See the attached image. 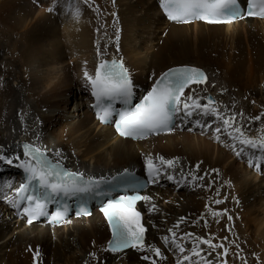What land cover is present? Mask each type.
Returning <instances> with one entry per match:
<instances>
[{
	"label": "bare ground",
	"instance_id": "obj_1",
	"mask_svg": "<svg viewBox=\"0 0 264 264\" xmlns=\"http://www.w3.org/2000/svg\"><path fill=\"white\" fill-rule=\"evenodd\" d=\"M117 54L142 88L170 66L206 67L209 81L196 93L217 94L223 117L236 114L248 135H260L264 118H249L264 112V20L167 22L156 0H0L3 155L17 163L22 140L34 141L72 165L101 175L143 166L157 155L175 159L177 170L189 179L204 176L198 181L203 186L186 184L178 193L149 190L155 206L149 218L156 228L150 230L148 242H158L159 234L171 235V229L179 236L193 234L184 254L191 253L196 237H211L229 249L224 258L217 256L222 248L213 251L198 244L197 251L204 250L211 264H264V176L252 171L249 159L235 156L224 127L219 133L213 127L195 133L176 129L133 142L96 123L81 86L84 71L92 74L98 61ZM6 169L7 180L16 181L15 164ZM8 181L0 182L3 198L9 197ZM217 199L223 203H214ZM225 209L223 215L211 214ZM11 215L0 200V264H150L137 249L121 254L105 250L109 234L98 213L55 231L39 223L26 227Z\"/></svg>",
	"mask_w": 264,
	"mask_h": 264
},
{
	"label": "snow or ice",
	"instance_id": "obj_2",
	"mask_svg": "<svg viewBox=\"0 0 264 264\" xmlns=\"http://www.w3.org/2000/svg\"><path fill=\"white\" fill-rule=\"evenodd\" d=\"M84 2L88 3V0H84ZM246 5L248 16L264 18V0H246ZM161 6L170 20L182 23L191 22L195 19L208 23H228L240 18L245 11L240 0H161ZM48 11H53V8H49ZM80 14L79 7H76L74 15L78 17ZM84 79L87 85L90 86L91 94L95 98L96 104L94 106L99 110V119L102 122H109L115 114L118 117L116 127L122 136L142 139L162 131H171L181 112L184 113L185 117H192L194 112L198 111L202 116H212L215 119L222 120L225 131L231 129V131H228V136L233 141L239 142L241 146L236 153L238 156L250 152L249 162L256 167L259 165L255 161H264V123L261 124L259 129L260 135L253 137L247 134L243 125L237 124L236 114L224 118L215 105L213 98L208 97L207 103L203 105L200 103V98L191 95L181 99L185 89L191 84L206 82L207 76L199 68L182 66L162 73L154 82L151 90L143 96L138 104H132L133 82L122 60L112 59L108 61L101 59L94 75L89 74L85 69ZM117 101L126 107L122 110L117 109L115 107ZM239 115L242 116L243 114ZM262 118H264V112L255 117H250L249 120L261 121ZM196 123L200 124V120H196ZM215 131L219 133L221 128L217 127ZM233 147H235V144H233ZM23 149L25 156L29 159L21 161L19 167L24 168L29 173L28 180L30 182L35 181L42 192L40 196L28 197L29 200L34 201V206L24 209L29 217V224L32 223L33 219L41 215H47L45 209L48 200H54L60 195L75 196L79 193L94 192L100 188L102 183H108L103 178L101 180L93 178L85 180L83 173L65 169L59 161L53 162L38 147L24 144ZM16 158L18 159V157ZM0 161L8 164L12 163V159L3 155L2 149H0ZM159 161L161 165L166 164L169 168L174 167L176 163L174 160H165L164 157H159ZM147 165L150 178L159 176L160 168L154 164L152 157L147 158ZM197 168H199V165H197ZM213 171L218 172L216 169H213ZM113 179L115 180L116 177H113ZM168 179H173V177L168 176ZM121 183L126 187L138 186L136 178L127 172L121 174ZM96 194L106 195L107 193L97 191ZM150 199L146 196L126 195L107 200L102 208L112 231V239L108 242L107 250L119 252L129 247L140 251L146 249L144 240L147 229L141 223V213L136 210L135 205L138 200ZM214 203L221 204L223 201L217 199ZM226 212L225 209L224 213L213 211L211 214L215 217ZM83 214L87 213L84 212ZM63 216V212L57 211L51 219L54 222H61ZM228 219L231 220L232 217L229 216ZM181 221H183V218H181ZM178 226L177 224L174 227ZM169 231L172 233V243L176 244L180 253H184L185 248L176 243V233L171 229ZM186 235L192 236L193 234ZM163 239L165 243L169 242V237L165 236ZM212 239L211 237L208 239L196 237L197 243H194L191 249L192 255L199 257L200 261H204V264H211V261H207L206 257L202 256L200 251H197L198 244L208 245V248L213 251L222 248L223 253H217V256L227 257L229 251L223 243L214 244ZM224 239L226 240L227 237ZM147 250L154 252L161 259L164 258L158 247L149 246ZM34 255L38 256L39 252L37 251ZM208 255H211V252ZM143 259L149 260L151 258L144 256ZM191 259L192 257L189 255L184 256V261H191ZM152 264H156V261L152 260Z\"/></svg>",
	"mask_w": 264,
	"mask_h": 264
},
{
	"label": "rangeland",
	"instance_id": "obj_3",
	"mask_svg": "<svg viewBox=\"0 0 264 264\" xmlns=\"http://www.w3.org/2000/svg\"><path fill=\"white\" fill-rule=\"evenodd\" d=\"M53 10H54V8H53ZM113 19H114V18H113ZM213 54H214V53H213ZM213 54H212V55H213ZM213 57H214V56H213ZM66 101H68V99H67ZM166 202H168V199H166ZM14 239H15V238H14ZM224 258H225V257H224ZM146 263H147V262H146Z\"/></svg>",
	"mask_w": 264,
	"mask_h": 264
}]
</instances>
